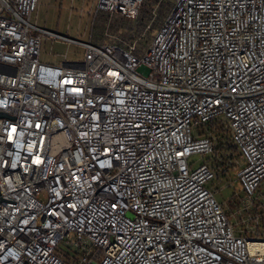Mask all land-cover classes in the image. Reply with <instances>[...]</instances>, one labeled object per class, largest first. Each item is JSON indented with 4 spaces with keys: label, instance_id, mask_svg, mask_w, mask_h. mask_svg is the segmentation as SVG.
<instances>
[{
    "label": "built area",
    "instance_id": "built-area-1",
    "mask_svg": "<svg viewBox=\"0 0 264 264\" xmlns=\"http://www.w3.org/2000/svg\"><path fill=\"white\" fill-rule=\"evenodd\" d=\"M169 1L140 55L39 27L40 0H0V264H264V0ZM47 38L84 60L42 62ZM235 170L247 224L209 186Z\"/></svg>",
    "mask_w": 264,
    "mask_h": 264
},
{
    "label": "rangeland",
    "instance_id": "rangeland-1",
    "mask_svg": "<svg viewBox=\"0 0 264 264\" xmlns=\"http://www.w3.org/2000/svg\"><path fill=\"white\" fill-rule=\"evenodd\" d=\"M39 4L38 13L32 17L39 27L81 42L135 44L140 55L147 51L172 7L169 0H147L138 17L127 18L119 14L97 13V0H40ZM84 58L85 49L77 44L48 38L43 43L42 62L59 64L66 60L83 61ZM230 153L234 162L243 163L236 150L231 149ZM210 158L211 155L197 154L191 160L198 166L204 161L211 163ZM209 186L217 190L216 198L224 205L230 221L237 225L247 224L243 219H251L254 208L245 198L237 180V170L229 173V176H220ZM255 197L256 205H260V210L264 212V181ZM58 252L68 258L76 256L75 249L72 250L65 243L59 246Z\"/></svg>",
    "mask_w": 264,
    "mask_h": 264
},
{
    "label": "trees",
    "instance_id": "trees-1",
    "mask_svg": "<svg viewBox=\"0 0 264 264\" xmlns=\"http://www.w3.org/2000/svg\"><path fill=\"white\" fill-rule=\"evenodd\" d=\"M220 144H219V147H218V150L219 151H225V152H230L232 147H230L228 144L225 143V135L223 134H220ZM258 207V206H257ZM259 209V208H258ZM262 211V210H261ZM227 212V211H226ZM263 215H264V212L262 211L261 212ZM264 219V217H263Z\"/></svg>",
    "mask_w": 264,
    "mask_h": 264
},
{
    "label": "bare ground",
    "instance_id": "bare-ground-1",
    "mask_svg": "<svg viewBox=\"0 0 264 264\" xmlns=\"http://www.w3.org/2000/svg\"><path fill=\"white\" fill-rule=\"evenodd\" d=\"M251 251L252 253H257V252L264 253V243H252Z\"/></svg>",
    "mask_w": 264,
    "mask_h": 264
},
{
    "label": "water",
    "instance_id": "water-1",
    "mask_svg": "<svg viewBox=\"0 0 264 264\" xmlns=\"http://www.w3.org/2000/svg\"><path fill=\"white\" fill-rule=\"evenodd\" d=\"M1 116H5V115H4V114H2V113H0V117H1Z\"/></svg>",
    "mask_w": 264,
    "mask_h": 264
},
{
    "label": "crops",
    "instance_id": "crops-1",
    "mask_svg": "<svg viewBox=\"0 0 264 264\" xmlns=\"http://www.w3.org/2000/svg\"><path fill=\"white\" fill-rule=\"evenodd\" d=\"M97 3H98V0H97ZM39 7H40V4H39ZM38 10H39V8H38ZM36 13H38V12H36Z\"/></svg>",
    "mask_w": 264,
    "mask_h": 264
}]
</instances>
